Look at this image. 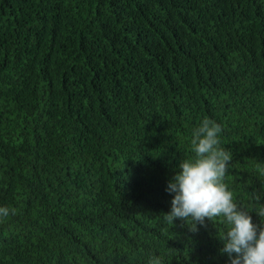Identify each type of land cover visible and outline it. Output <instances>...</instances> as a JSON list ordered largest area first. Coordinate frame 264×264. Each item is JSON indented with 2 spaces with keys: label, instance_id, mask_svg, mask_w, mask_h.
Here are the masks:
<instances>
[{
  "label": "trees",
  "instance_id": "16d2710c",
  "mask_svg": "<svg viewBox=\"0 0 264 264\" xmlns=\"http://www.w3.org/2000/svg\"><path fill=\"white\" fill-rule=\"evenodd\" d=\"M205 117L264 226V0H0V264H230L164 219Z\"/></svg>",
  "mask_w": 264,
  "mask_h": 264
},
{
  "label": "clouds",
  "instance_id": "9594fccd",
  "mask_svg": "<svg viewBox=\"0 0 264 264\" xmlns=\"http://www.w3.org/2000/svg\"><path fill=\"white\" fill-rule=\"evenodd\" d=\"M222 127L214 120L205 117L193 129L190 138V151L186 159L180 161L178 171L169 180L166 191L172 193L170 211L164 219L172 225L180 219L192 232L197 225L204 226L205 218L226 225L219 235L223 247L221 253L227 254L230 264H264V226L257 227L251 216L236 202L233 192L225 183L231 153L220 143ZM264 175V168L259 169ZM260 199V194H254ZM15 209L0 207V222ZM264 216V211L257 213ZM149 264H162L153 256Z\"/></svg>",
  "mask_w": 264,
  "mask_h": 264
}]
</instances>
